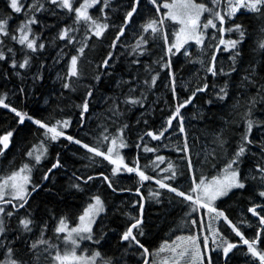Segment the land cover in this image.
<instances>
[{
    "label": "trees",
    "instance_id": "obj_1",
    "mask_svg": "<svg viewBox=\"0 0 264 264\" xmlns=\"http://www.w3.org/2000/svg\"><path fill=\"white\" fill-rule=\"evenodd\" d=\"M23 2L27 7L28 3H32L33 0H23ZM197 2H201V0H197ZM130 3L131 0H113L110 3L111 11L107 15L110 27L99 38L91 35L86 26L76 25L78 31L75 32L74 45L56 39L60 29L66 25H72L74 20L73 14L59 9L56 10L58 15H53L51 11L36 13L40 23L34 25L33 28L35 32L41 34L40 42L45 43L43 50L32 53L10 38L0 37V40L3 41L0 44V50L5 51L8 56L7 60L0 61V94H7L6 103L21 112L28 113L34 119H42L48 123L70 119L71 124L65 129L67 135L74 136L90 146L99 147L101 151H106L109 144L108 141L100 139L104 128L108 129L106 134L115 135L120 126L128 124L129 127L124 134L128 147L120 149V153L129 166H133L135 159L139 158V163L141 167L145 168L146 174L153 177L152 180L144 182H140L134 173H122L111 177L112 166L103 157L93 156L80 145L70 143L65 138L54 142L49 141L46 158L39 165H35L32 171L33 183L40 184L41 187L32 193L24 208L17 210L12 205H8L6 208L7 211L14 212V215L4 217L7 232L0 239V243L4 245L0 247V259L5 256L6 247H12L15 258L26 262V264H49L51 258L47 253L37 254L38 249L29 251L30 244L39 237L41 227L46 223L48 227L45 238L56 239L57 234L54 229L59 218L66 217L68 223L75 224L77 217L90 202V198L100 195L105 203V211L97 217L96 223L93 225L94 240L99 239L100 242L97 244L90 241L88 246L100 251L105 258L112 257L114 261L119 259L121 264L143 263V258L139 254L140 250L135 247L128 249L127 242L120 241L121 233L130 223L126 214L139 215V207L133 205L137 201L142 202L141 196H143L144 223L142 227L145 235L138 238L153 253L148 258L149 260H155L157 264H160L161 260L167 258L169 264H173L177 258L170 251L166 250L159 255H156V252L165 241L171 244L177 236L197 235L202 242L203 236L207 235L210 247L214 248L212 233L206 227L201 229L198 225L194 226L191 223L193 219L199 221L203 217L206 223H212L230 241L240 245L233 250V253H230L231 258L227 261L221 254L212 252L215 264H259L250 255H246L247 246L243 245L240 237L236 236L231 227L222 219L211 220L205 209L192 211L193 205L190 202L167 189L160 188L155 181L171 175L170 171H162V169H167L169 162L176 166L177 177L175 180H165L164 182L170 183L173 187L186 193L194 186L193 177L198 183L200 178L210 180L220 174L224 164L240 142L247 119L245 113L250 107L248 101L257 93L256 87L244 88L241 84V77L245 74L251 61L255 60L258 66L264 62V51L258 48L259 42L264 38L259 31L261 27H264V21H261L256 14L246 10L237 13L234 22L242 23L245 26L246 36L241 45L242 55L237 64V71L229 76H212L206 71V66L213 53V49L207 45L213 43L212 41L205 43L204 48L192 47L189 56H185L183 51L171 56L173 70L177 76V92L181 99L186 98L190 95L191 89L202 86L204 82L209 85L206 92L198 93L193 103L182 109L189 141V151L185 153L177 151L184 147V137L178 130L170 129L160 140H152L147 136L143 140L139 139L146 131H158L161 128L164 119L171 111L169 105L174 102L171 91L166 86L168 84V69L163 68L162 64L169 57L165 55L164 40L160 36H157L158 38L149 37V43L143 46L147 51L140 55L138 51H132L134 46L131 40L134 34H128L129 27H126L125 35L117 42L116 48L110 47L117 33L116 28H119L123 23L125 5H130ZM157 3L162 4L163 0H157ZM141 6L145 21L165 12V9L161 7L160 13H157L155 6L149 0H141ZM47 7L51 8L52 6L47 5ZM98 9L99 7L90 9V14L94 17L98 16ZM5 16L11 17L10 30L15 29L25 19L23 13H12L8 6V0H0V17ZM165 24L171 42L174 27L168 20L165 21ZM236 36V33L225 34L226 39L236 38ZM83 43H87L88 46L78 62L80 76L72 78V89H64L62 87L64 81L58 78V74L62 77L67 73L71 55H75L76 49ZM8 48L14 50L17 61H22L26 53L30 55L32 57L31 66L26 69H13L10 66L12 54L7 53ZM109 51L113 53L114 57L110 66L107 69L99 67ZM150 55L156 62H145ZM216 55L218 57L217 68L223 67L227 72L232 63L229 59L230 53L221 51ZM127 60L129 64L126 65ZM134 60H139L140 63L133 64ZM157 61L160 62L157 63ZM200 61H203L204 64L202 65ZM41 65H43L42 69ZM38 70L42 71L43 78L34 80L33 75ZM16 72H20L21 75L17 76ZM156 72L160 73L157 84L148 89L143 81L150 79L151 75ZM258 72L259 76L264 78V70L258 67ZM97 75L100 76L99 81L95 79ZM123 81H131V84H124ZM225 81L228 82L229 94L224 100H220L216 93ZM261 82L264 83V79ZM185 84L188 85L187 89L183 87ZM130 87H135L136 91L130 93ZM21 88L24 89L23 92L20 91ZM90 88L93 95L89 98V111L84 114L83 124H81V108L78 105L82 104ZM141 92L147 96L143 108L139 105L130 106L122 103L126 95L139 96ZM208 100H211L212 103L208 104ZM113 101L119 104V111L123 115L114 116L110 111L113 108ZM253 118L264 121V102L256 104ZM144 120H147L148 123L145 124ZM13 130L15 131L10 146L5 154L0 156L1 177L18 169L24 163L34 164V160L27 157L26 152L34 144H38L41 139H44L43 129L28 120L20 125L18 117L14 113L0 106V135ZM216 133H221L227 143L222 150H217L218 155L206 158V153L215 147L213 138ZM251 139L255 143L248 146L249 151L240 164L242 174L249 177L247 187L244 190H233L228 196L215 202L216 206L223 210L233 223L238 224L242 219L248 221L244 225H238L244 233V237L248 239L255 236L259 224L257 218L247 212V208L251 207L253 202L264 204V198L257 195L260 190L258 181L250 179L251 176H259L255 165L261 159V147L264 146V124L254 126ZM137 144H140L141 147L138 148ZM145 144L157 151L145 152L143 150ZM57 154H59L62 167L55 169L48 181H43L42 177L45 171L55 163ZM157 155L165 157L163 163L157 162L158 168L152 164ZM186 156H190L192 159L194 165L192 170L187 167ZM100 173L109 175L116 182V188L130 189V191H112L99 177ZM89 175L96 176L97 179L88 183L75 179V177L86 178ZM73 183H79L82 190L72 187ZM137 188H140L139 194L136 192ZM155 191L161 193L158 198L149 195ZM29 213H31L35 225L32 232H23L18 222L20 218ZM62 245L63 243L60 247ZM258 247L264 249V234L261 235ZM125 249H127V253H125ZM186 259L180 260L179 264H186Z\"/></svg>",
    "mask_w": 264,
    "mask_h": 264
},
{
    "label": "snow or ice",
    "instance_id": "obj_2",
    "mask_svg": "<svg viewBox=\"0 0 264 264\" xmlns=\"http://www.w3.org/2000/svg\"><path fill=\"white\" fill-rule=\"evenodd\" d=\"M110 2L111 0H33L32 3L25 7L23 0H8V6L12 13H23L25 19L22 20L15 29L10 30L9 21L11 17H0V36L10 38L12 41H15L27 50H30L32 53H36L38 50H43L45 48V43L40 42L41 34L35 32V29L33 28L34 25L40 23L36 13L51 11L53 15H58L56 10L59 9L66 10L67 13L73 14L74 20L72 25H66L60 29L56 39L74 45V42L76 41L75 32L78 31L75 27L76 25L86 26V29L91 32V35L99 38L103 36L105 31L110 27L106 22L107 16L104 12L105 8L110 7ZM140 2L141 0H131L129 5L130 10L125 12L123 23L117 29L116 36L110 46L111 48L115 49L117 42L125 35V29L132 21L134 15L137 14ZM149 2L155 6L157 13H160L161 7L167 11L158 17L150 18L141 26L142 32L135 46L132 48V51L137 52L139 50L140 55L147 51L143 46L149 43V37L145 36L144 33H149L153 38L160 36L164 40L166 45L165 55L169 58L164 61L162 67L168 69V84L166 86L171 91L174 103L169 105L171 111L164 119L161 128L158 131H146L139 137V139L143 140L144 137L147 136L152 140H160L165 137V134L170 129L178 130L184 137V147L182 149H177V151L187 153L189 151V141L187 129L185 127V116L182 114V109L191 105L198 93L206 92L209 85L207 82H204L202 86H197L194 89H191L190 95L186 98L181 99L177 92V76L176 72L173 70L171 56L180 53L181 49H184L183 54L185 56H189L190 53L185 48V45H188L190 41H194L197 46L204 48L207 39L213 42L207 45V47L213 49V53L206 66V71L212 76H229L236 72L237 64L242 55L241 45L245 40L246 28L242 23H236L234 20L237 13L241 10H246L249 13L256 14L260 17L261 21H264V0H207V2H204V0H201V2H197V0H171V2H169V0H163L162 4H158L157 0H149ZM47 5H51L52 7L48 8ZM97 5H100V16L94 17L90 14L89 10L95 8ZM206 13L207 18L202 19ZM166 20L176 22L180 25L179 30L173 34L174 38L171 42L169 41L165 29ZM209 29L213 30L211 35H209ZM259 31L262 36H264V27H261ZM230 33H236V38L229 37L226 39L225 34ZM2 43L3 41L0 40V44ZM87 46V43L81 44V46L76 49V54L71 55L70 57L67 73L62 77L58 74V78L64 81L62 84L64 89H72V78H78L80 76L78 62L84 55ZM258 48L259 50L264 51V38L259 42ZM221 51L230 53L229 59L232 63L227 72L223 67H220L219 69L217 68L218 57L216 53ZM7 53L12 54L10 66L13 69H26L31 66L32 57L27 53L22 61L16 60L15 52L12 48H8ZM113 58V53L109 51L99 67L107 69ZM7 59L8 56L5 51L0 50V61H5ZM161 59L163 60L164 58L162 57ZM159 62L160 61H157V63ZM132 63L139 64L140 61L134 60ZM200 63L202 65L204 64L203 61H200ZM40 67L42 69L43 65ZM258 67L259 69L264 70V62L258 66L255 60L251 61L248 68L245 70V74L241 77L242 86L244 88L249 86L256 87L257 93L248 101L250 107L245 113L247 119L245 120V129L240 137V142L237 144L235 151L231 153L230 158L224 164L220 174L212 177L210 180L200 178L198 183L196 182V178L193 177L194 186L191 187L188 193H186L185 191L179 190L177 187H173L170 183L164 182L165 180H175L177 177L176 166L169 162L167 169H162V171H170L171 175L165 176L163 179H157L155 182L160 188L167 189L176 196L182 197L183 200L190 202L191 205H193L192 211L205 209L206 214L211 220L222 219L231 227L236 236L240 237L243 245L247 246L246 255H250L251 258L257 260L259 264H264V249L258 247L261 241V235L264 234V214H262L264 213V204L253 202L252 206L247 208V212L256 217L259 224L255 236L252 239H248L244 237V233L241 231L240 226H238L244 225L248 223V221L242 219L238 224L233 223L225 212L219 209L215 203L217 200L228 196L233 190H244L247 187L249 177H245L242 174L240 164L249 151L248 146L255 143V141L251 139L254 126L264 124V121L253 118V110L256 104L264 102V83L261 82L264 78L259 76ZM15 74L17 76L21 75L20 72H16ZM159 76L160 73L156 72L154 75H151L150 79H145L143 81L144 85L148 86V89L155 87ZM42 78L43 73L40 70L33 75L34 80H40ZM95 79L99 81L100 76L97 75ZM122 83L131 84V81H123ZM183 87L187 89L188 85L185 84ZM227 89L228 82L225 81L224 85L219 88L216 96L220 100H224L229 94ZM20 91L23 92L24 89L21 88ZM135 91V87H130V93H134ZM92 95L93 92L90 88L86 93L82 104L78 105V107L81 108V124H83L84 114L89 111V98ZM6 97V93L0 94V106L9 109L14 113L15 116L18 117V123L20 125H23L25 120H28L37 125L40 129H43L44 139H41L38 144H34L26 152V156L31 158V160H34V164L24 163L17 170L11 171L10 174L0 177V239H2L7 232L4 217H12L14 215V212L6 210L7 206L12 205L13 208L17 210L24 208L25 205L28 204L32 193L36 192L41 187L40 184L33 183L32 171L35 165H39L42 160L46 158L48 153L47 144L49 141L54 142L61 138H65L70 143L80 145L93 156L103 157L114 166L111 170V177H115L122 173H134L138 176L140 182L153 179V177L146 174L145 168L141 167L139 158L135 159L133 166H129V164L125 162L124 156L120 153V149L128 147L124 138L125 130L129 127L128 124L125 123L120 126L115 135L106 134L108 133V129L104 128L103 132H101L100 139L101 141H108L109 144L106 151H101L99 147L90 146L88 143H84L82 140L66 134L64 129H67L70 126V119L56 120L54 123H48L42 119H34L28 113L21 112L17 108L11 107L10 104L5 102ZM146 100L147 96L144 92H141V95L139 96L131 94L126 95L122 103L130 106L139 105L143 108ZM207 103L211 104L212 101L208 100ZM110 111H112L114 116L123 115V113L119 111V104L116 101H113V108H111ZM137 123H139V121H137ZM144 123L147 124L148 121L144 120ZM14 131L15 130L8 131L5 134L0 135V156H3L9 148ZM226 143L227 141L223 138L221 133H216L213 138V144L215 147L210 152L206 153V158L218 155L219 153L217 150H222ZM136 146L138 148L141 147L140 144H137ZM143 150L145 152L157 151V149L150 148L146 144L143 145ZM185 158L187 159L188 169L192 170L194 165L191 157L186 156ZM164 161L165 157L157 155L155 160L152 161V164L158 168L159 164L157 162L163 163ZM60 167H62V165L60 163L59 154H57L55 163L45 171L42 180L48 181L53 171ZM255 168L259 173V176H251L250 179L258 181L260 190L257 192V195L260 198H264V146L261 147V159L256 163ZM99 177L102 178L108 188L114 192L130 191V189L116 188V182L109 175L100 173ZM75 179L88 183L89 181L97 179V177L89 175L86 178L75 177ZM72 187L77 190H82L79 183H73ZM136 192L139 194L140 188H137ZM149 195L158 198L161 193L155 191L149 193ZM142 200L143 196H141V201ZM157 202H159L158 199ZM133 206L139 207V215L132 216L131 214H126L128 215L130 223L121 233L120 241L127 242L128 249L135 247L140 250L139 254L143 258V264H157L155 260L148 259L153 253H151L138 238L145 235L142 227L144 223V204L137 201ZM104 211L105 203L101 199V196H92L90 202L79 215L78 223L74 227H69L66 217L59 218L54 232L57 234V239L63 240L65 245L63 250H61L57 244L51 243L49 239L45 238V232L48 227L45 223L40 229L39 237L30 244L29 251H34L40 248V246H44L43 251L48 252L51 255L50 249H55V254L52 256L53 264H98V258H100L99 264H121L119 259L114 261L112 257H103L98 250L93 251L90 255H77L76 250L80 247V241H94L97 244L100 242L99 239L94 240L93 225L96 223L97 217H99ZM191 223L194 226L198 225L201 229L206 227L212 233V244L215 245L214 248L210 247L209 237L207 235L203 237L202 242L197 235L177 236L176 240L171 244L165 241L157 250L156 255L167 250L177 258L173 261V264H179V261L185 258H187L186 264H215L214 258L211 255L212 252L221 254L224 260L227 261L231 258L230 253H233V250L240 246L238 243L230 241L223 235L219 228L214 227L212 223H206L203 217H201L199 221L193 219ZM18 225L22 228L23 232H32L35 221L31 217V213L20 218ZM60 234L64 235L61 237ZM218 240L219 242H217ZM3 246L4 245L0 243V247ZM178 249L179 251H177ZM125 253H127V249H125ZM0 264H26V262L15 258L14 249L12 247H6V254L3 259H0ZM160 264H169L168 259L164 258L161 260Z\"/></svg>",
    "mask_w": 264,
    "mask_h": 264
},
{
    "label": "rangeland",
    "instance_id": "obj_3",
    "mask_svg": "<svg viewBox=\"0 0 264 264\" xmlns=\"http://www.w3.org/2000/svg\"><path fill=\"white\" fill-rule=\"evenodd\" d=\"M169 2H171V0L169 1ZM30 3V2H29ZM28 3V4H29ZM167 10L165 9V12H166ZM106 14V16L109 14V13H105ZM207 14V13H206ZM207 17L206 16H204V17H202V19H206ZM171 24H173V25H171V26H173L174 27V29H175V32L176 31H178L179 30V27H180V25L178 24V23H176V22H173V21H170V20H168ZM106 22H107V20H106ZM108 23V22H107ZM165 29H166V24H165ZM174 32V33H175ZM208 32H209V35H211V33L213 32V30L212 29H209L208 30ZM1 37V36H0ZM174 38V37H173ZM206 41H208V43H210L211 41H209V40H207L206 39ZM192 45H195L197 48H199L200 46H197L196 44H195V42L194 41H190L189 42V44L188 45H185V48L187 49V50H189L190 49V47L192 46ZM181 50H184V49H181ZM128 62V63H127ZM125 64L127 65V64H129V61L127 60L126 62H125ZM124 64V65H125ZM130 70V69H129ZM131 72H133L132 70H130ZM64 131H65V129H64ZM67 134V133H66ZM112 167H114L113 165H111ZM17 170V169H16ZM14 171V170H13ZM7 174H10V172L9 173H7ZM6 174V175H7ZM87 206V205H86ZM85 206V207H86ZM84 207V208H85ZM82 213V212H81ZM80 213V214H81ZM79 217V216H78ZM78 217H77V221H76V223L75 224H70V223H68L69 224V227H74L77 223H78ZM57 223H58V221L56 222V225H57ZM56 227V226H55ZM64 234H60V236L62 237ZM204 237V236H203ZM46 239H49V238H46ZM49 241L51 242V243H54V244H57L58 245V247L60 248V246H61V243H63V245H62V247L60 248L61 250H63L64 248H65V245H64V242H63V240L62 239H49ZM90 241H88V240H82V241H80V247L76 250L77 251V255H90L93 251H97L95 248H93V247H89L88 246V243H89ZM43 247L44 246H40V248H38V252H36L37 254H40L41 252H43V253H47L48 254V257H50L51 259H52V256L55 254V249H50V253H51V255L48 253V252H44V251H41V250H43ZM88 247V248H87ZM99 260H100V258H98V264H99ZM48 264V263H47ZM51 264H53V261H51Z\"/></svg>",
    "mask_w": 264,
    "mask_h": 264
},
{
    "label": "flooded vegetation",
    "instance_id": "obj_4",
    "mask_svg": "<svg viewBox=\"0 0 264 264\" xmlns=\"http://www.w3.org/2000/svg\"><path fill=\"white\" fill-rule=\"evenodd\" d=\"M112 1H113V0H111V2H112ZM111 2H110V3H111ZM96 7H99V8H100L99 5H97ZM128 10H130L129 6L125 5V11H128ZM140 10H143V9H142V6H141V2H140V5H139V7H138V12H137V14L134 15L132 21L130 22V24H129L127 27H130V26L133 25V24H140V23L143 24V22H144V16H139V15H138V13L140 12ZM98 11H99V9H98ZM110 11H111V6L108 7V8H105V9H104V12H105V13H109ZM124 15H125V12H124L123 16H124ZM98 16H100V11H99ZM121 18H122V17H121ZM117 29H118V27L116 28V30H117Z\"/></svg>",
    "mask_w": 264,
    "mask_h": 264
},
{
    "label": "crops",
    "instance_id": "obj_5",
    "mask_svg": "<svg viewBox=\"0 0 264 264\" xmlns=\"http://www.w3.org/2000/svg\"><path fill=\"white\" fill-rule=\"evenodd\" d=\"M125 12H126V11H125ZM138 15H139V16H143V11L141 10V11L138 13ZM142 25H143L142 23H140V24H135L134 27H135L136 30H138V31H142V28H141ZM174 31H175V29H174ZM205 43H208V41H205ZM151 44H153V42H151ZM191 47H196V46H195V45H192ZM138 53H139V50H138ZM139 58H140V57H139ZM145 62L154 63V62H156V61L152 60V57H151V55H150L149 58H146Z\"/></svg>",
    "mask_w": 264,
    "mask_h": 264
},
{
    "label": "water",
    "instance_id": "obj_6",
    "mask_svg": "<svg viewBox=\"0 0 264 264\" xmlns=\"http://www.w3.org/2000/svg\"><path fill=\"white\" fill-rule=\"evenodd\" d=\"M142 203L144 204V200H142ZM143 264V263H142Z\"/></svg>",
    "mask_w": 264,
    "mask_h": 264
}]
</instances>
